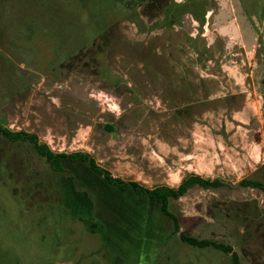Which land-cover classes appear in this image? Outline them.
Returning a JSON list of instances; mask_svg holds the SVG:
<instances>
[{
  "label": "rangeland",
  "instance_id": "374dc122",
  "mask_svg": "<svg viewBox=\"0 0 264 264\" xmlns=\"http://www.w3.org/2000/svg\"><path fill=\"white\" fill-rule=\"evenodd\" d=\"M196 1L142 0L130 10L126 0H0V123L54 152H88L146 187H175L190 174L225 180L229 188L194 185L171 201L180 230L223 241L241 264H264V193L236 187L243 178L264 183V0L237 2L262 42L239 62L248 61L244 86L224 68L237 63L221 56L218 5ZM64 167L81 189L29 143L0 135V264H109L102 220L157 206L83 162ZM70 206H91V215L74 217ZM133 222L125 264H232L177 234L147 260Z\"/></svg>",
  "mask_w": 264,
  "mask_h": 264
},
{
  "label": "trees",
  "instance_id": "16d2710c",
  "mask_svg": "<svg viewBox=\"0 0 264 264\" xmlns=\"http://www.w3.org/2000/svg\"><path fill=\"white\" fill-rule=\"evenodd\" d=\"M142 0H126V5L128 9H133L132 2ZM263 116H264V97L262 102ZM264 130V122H263ZM0 135L6 140L17 143L25 142L29 143L30 147L43 158L45 163L48 164L49 168L56 174H66L73 181V183L78 187V182L76 178L64 167L66 162H76L80 161L87 165V167L99 174L106 184L114 186L121 191L131 192L136 197H146L151 201L155 202L159 210L163 215H165L171 222L170 235L177 234L179 239L189 245L194 247H213L215 249L221 250L228 253L231 257L232 264H241L237 253L233 248L225 244L223 241H218L212 238H197L191 235L185 234L180 230L179 216L170 208L172 200L178 199L183 196L189 188L197 185L203 189H218L221 187H228L225 180L215 177V178H204L196 174H190L184 177L177 186L171 187L168 185H157L153 187H146L145 185L134 181L126 180L117 176H113L111 172L100 166L94 157L85 151H74V152H54L52 151L46 143L41 142L37 135L33 132H27L23 130L12 131L7 127L1 125L0 123ZM237 188H257L264 193V183L256 179L243 178L236 183ZM79 188V187H78ZM81 189V188H79Z\"/></svg>",
  "mask_w": 264,
  "mask_h": 264
},
{
  "label": "crops",
  "instance_id": "0c3cea01",
  "mask_svg": "<svg viewBox=\"0 0 264 264\" xmlns=\"http://www.w3.org/2000/svg\"><path fill=\"white\" fill-rule=\"evenodd\" d=\"M74 186L76 185L74 184ZM127 193H131V192H127ZM139 207L140 208H135V209L116 208L118 210L113 212L114 213L113 215L112 214L110 215L114 218L109 219L108 222H105L101 218L97 217L98 219L102 220V223L105 227V234L101 235L102 236L101 238H102V245L105 247V250L107 249V252L109 254L107 255L109 264L126 263L128 256L126 247L128 248V245L131 243L128 229L132 228V226L129 224L134 223L133 222L134 220L139 221V224L135 225V227L137 229L143 230L141 231V235L140 234L137 235L136 238L137 244L141 245L140 253L144 250L141 257L143 258L149 257L147 260H151L152 254H155L156 256V253L160 251V248H163V245L167 240V235L170 234L171 231L170 220L161 213L158 205L153 206L152 211H149L147 206H139ZM70 208L73 211L71 213L73 214L74 217H76L77 215L79 216L91 215L89 213L91 210V206H70ZM92 208H94V206H92ZM93 218L96 219L94 214H93ZM151 219H153V221L151 222L147 221L145 224L142 223L146 220H151ZM89 222H91L90 218L86 223ZM148 229H150L151 231H148ZM120 230L123 231V237L121 236L115 237V234H117ZM131 241H134V239H132ZM145 242H147L146 243L147 245L144 244ZM149 252H152V254L148 255Z\"/></svg>",
  "mask_w": 264,
  "mask_h": 264
},
{
  "label": "flooded vegetation",
  "instance_id": "af4514ba",
  "mask_svg": "<svg viewBox=\"0 0 264 264\" xmlns=\"http://www.w3.org/2000/svg\"><path fill=\"white\" fill-rule=\"evenodd\" d=\"M187 1L188 4H191L193 0L190 1L187 0ZM219 1L220 0H215L216 4L218 5V9H219ZM225 1L227 5L230 7V14L225 18V21H223V23L221 24L228 26L233 25L236 28L235 29L236 36L233 35V32H231L230 30H227L225 34L222 35L218 32L217 28H215L218 35L222 36L223 38H226V41L224 42V48L226 47V51L224 52L222 51L221 56L225 58L227 57L231 61L238 64V65L237 64L232 65V67H235L234 70L235 76L227 72L226 73L230 76L233 83L238 82L237 83L238 85L244 86L245 84L248 85L249 83L248 77L250 76V74H248L245 70L246 67L245 63L246 62L248 63V61L243 62V64H240L239 62H242L243 60L245 61L247 58L254 56V54L259 51L262 43L261 37L259 35L258 29L255 26L254 21L252 20V17L248 16L241 7L240 16H244V18L241 21H239L234 11V6L231 4V0H225ZM194 2L197 3L196 0H194ZM166 3H170L169 0H166ZM236 78L238 79V81H236ZM238 93H239L238 90H234V92L230 94L233 96Z\"/></svg>",
  "mask_w": 264,
  "mask_h": 264
},
{
  "label": "water",
  "instance_id": "95a60500",
  "mask_svg": "<svg viewBox=\"0 0 264 264\" xmlns=\"http://www.w3.org/2000/svg\"><path fill=\"white\" fill-rule=\"evenodd\" d=\"M231 3L234 6V11L237 15V18L239 19V21H241L244 18V16H240L241 6L237 4V0H231ZM229 14H230V7L227 5L225 0H220L219 9L215 14H213V18L215 21L213 27L217 28L218 32L222 35H224L227 30H230L231 32H233V35L236 36V32H235L236 28L233 25L228 26V25L221 24L223 23V21H225V18L229 16ZM224 68L229 74L235 76V73H234L235 67L224 66ZM227 191L230 192V190H227ZM236 193H239V191L238 190L233 191V195Z\"/></svg>",
  "mask_w": 264,
  "mask_h": 264
}]
</instances>
